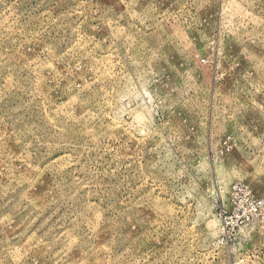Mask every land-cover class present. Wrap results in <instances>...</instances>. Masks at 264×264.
<instances>
[{"label":"rangeland","instance_id":"rangeland-1","mask_svg":"<svg viewBox=\"0 0 264 264\" xmlns=\"http://www.w3.org/2000/svg\"><path fill=\"white\" fill-rule=\"evenodd\" d=\"M237 183L264 198V0H0V264H264Z\"/></svg>","mask_w":264,"mask_h":264},{"label":"built area","instance_id":"built-area-1","mask_svg":"<svg viewBox=\"0 0 264 264\" xmlns=\"http://www.w3.org/2000/svg\"><path fill=\"white\" fill-rule=\"evenodd\" d=\"M228 195L227 205L221 213L223 236L235 238L246 226L264 223V198L255 196L248 186L241 183L233 184Z\"/></svg>","mask_w":264,"mask_h":264}]
</instances>
